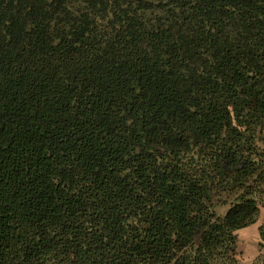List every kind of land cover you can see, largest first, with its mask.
<instances>
[{
    "label": "trees",
    "instance_id": "16d2710c",
    "mask_svg": "<svg viewBox=\"0 0 264 264\" xmlns=\"http://www.w3.org/2000/svg\"><path fill=\"white\" fill-rule=\"evenodd\" d=\"M262 208L264 0H0V264H244Z\"/></svg>",
    "mask_w": 264,
    "mask_h": 264
},
{
    "label": "rangeland",
    "instance_id": "374dc122",
    "mask_svg": "<svg viewBox=\"0 0 264 264\" xmlns=\"http://www.w3.org/2000/svg\"><path fill=\"white\" fill-rule=\"evenodd\" d=\"M225 210L226 207H223L220 212L224 213ZM261 213L260 218L264 215V208H262ZM261 224H255L238 232L237 257L244 264H264V245L259 230Z\"/></svg>",
    "mask_w": 264,
    "mask_h": 264
},
{
    "label": "crops",
    "instance_id": "0c3cea01",
    "mask_svg": "<svg viewBox=\"0 0 264 264\" xmlns=\"http://www.w3.org/2000/svg\"><path fill=\"white\" fill-rule=\"evenodd\" d=\"M261 215H262V213H261ZM260 215V216H261ZM262 222H264V215H263V217H261V218H259V221L256 223V224H261ZM255 225V224H254ZM254 225H251V226H254ZM251 226H249V227H251ZM249 227H247V228H249ZM247 228H244V229H247ZM244 229H241L240 231H242V230H244ZM240 231H238V232H240Z\"/></svg>",
    "mask_w": 264,
    "mask_h": 264
}]
</instances>
